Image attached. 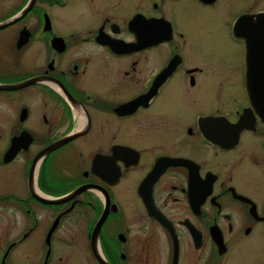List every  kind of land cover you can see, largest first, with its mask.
<instances>
[{
    "label": "flooded vegetation",
    "instance_id": "flooded-vegetation-1",
    "mask_svg": "<svg viewBox=\"0 0 264 264\" xmlns=\"http://www.w3.org/2000/svg\"><path fill=\"white\" fill-rule=\"evenodd\" d=\"M0 264H264V0H0Z\"/></svg>",
    "mask_w": 264,
    "mask_h": 264
},
{
    "label": "water",
    "instance_id": "water-1",
    "mask_svg": "<svg viewBox=\"0 0 264 264\" xmlns=\"http://www.w3.org/2000/svg\"><path fill=\"white\" fill-rule=\"evenodd\" d=\"M242 20H240L239 22H238V24H237V28H242Z\"/></svg>",
    "mask_w": 264,
    "mask_h": 264
}]
</instances>
